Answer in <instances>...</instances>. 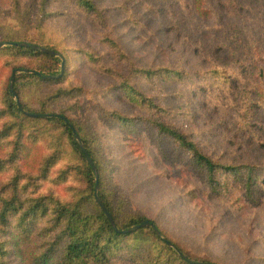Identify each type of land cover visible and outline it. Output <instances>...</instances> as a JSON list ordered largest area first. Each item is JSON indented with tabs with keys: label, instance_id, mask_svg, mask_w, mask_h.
<instances>
[{
	"label": "rangeland",
	"instance_id": "374dc122",
	"mask_svg": "<svg viewBox=\"0 0 264 264\" xmlns=\"http://www.w3.org/2000/svg\"><path fill=\"white\" fill-rule=\"evenodd\" d=\"M20 1L31 20L15 23L14 11L3 2L0 42L27 39L54 49L64 63L58 84L20 79L21 100L39 111L50 94L73 90L72 99L52 102L50 110L67 116L94 154L118 218L153 221L196 261L264 264V92L248 115L244 103L264 89V83L254 87L250 74L256 71V80L264 82V0H205L211 10L207 20L197 15L193 0H90L99 16L73 0ZM41 3L48 16L39 26L32 19L40 15L35 11ZM7 47L0 49V134L19 122L2 114L13 69L38 65ZM22 73L28 74L17 75ZM128 86L144 100L127 95ZM116 115L132 124L126 127ZM154 122L187 135L215 162L259 170L251 198L236 186L229 194L215 193L189 153L159 133ZM23 136L37 141L39 158L60 152V159L41 178L30 169L29 157L18 154L7 162L14 134L1 138L0 199L19 198L27 207L42 196L67 202L83 190L71 173L79 158L59 126L27 125ZM10 221L14 225L15 217ZM42 229L44 239L52 237L50 219L41 218L37 231ZM6 237L0 229V240ZM2 263L21 264L13 252ZM112 264L135 263L122 248Z\"/></svg>",
	"mask_w": 264,
	"mask_h": 264
},
{
	"label": "trees",
	"instance_id": "16d2710c",
	"mask_svg": "<svg viewBox=\"0 0 264 264\" xmlns=\"http://www.w3.org/2000/svg\"><path fill=\"white\" fill-rule=\"evenodd\" d=\"M73 1L88 14L99 16L98 10L90 0ZM3 2H5L6 6L9 5L11 10L14 11L13 20L15 23L24 24L27 20H31V18L28 17V8L27 11L24 12L20 0H0V5H2ZM204 4L205 0H193V7L197 15L201 19L207 20L211 18V10L207 9ZM29 10H31V8H29ZM35 12H39L40 15L37 18L33 17L32 20L40 26L44 16H48L44 13L43 3H41L40 7H38ZM11 42L35 44L58 53L54 49H49L27 39L19 41L9 39V41L5 43ZM6 49L16 55L27 57L38 63L35 69H13V71L16 69H25L38 73L16 74L17 76L14 78L12 91L15 94L14 98L17 97L19 101L16 100L15 102L13 100V95L10 92V81L6 85L5 96L3 97L5 109L2 111V114L13 116L14 119L19 120V122H12L0 134V139L8 138L14 134V140L11 142L13 150L9 153L7 162H13L18 154L23 158L24 156L25 158L29 157L30 169L33 171L36 170L38 172L37 176L40 175L41 178H45L49 167H52L56 164L57 160L60 159V152L44 159L40 157V159L36 150V145L34 144L37 141L35 139H33L34 141H24L27 138H24L23 134L27 125H57L60 127L62 134L66 136V139L71 146V150L79 158L80 163L75 165L71 170V173L72 175H76V180L82 181L84 186L83 190L77 192L76 195H72L71 200L67 202H61L52 197L42 196L34 199L26 207L24 200L19 198L13 200L0 199V201H2V207L0 208V229L7 235L4 241L0 240V264H3L2 262L4 258L8 256L9 252H13L18 257L21 264H112L117 251L122 248H125L129 253V256H132V261L135 264L208 263L196 261L187 256L177 244L160 231L153 221L141 216L124 217L123 220L118 218L119 213L115 211L116 209L109 199V195L102 188V183L99 180L100 164L94 154L84 140L81 141L86 154L82 152L81 148L75 141L69 126L70 124L74 128L72 121L62 112H52L50 110V103L60 99H72L74 97L73 90L61 89L50 94L46 98V103H43L39 111L29 110L24 101L21 100V94L19 92L20 79H30L44 83L56 82L58 84L63 78V70L56 71L57 66L61 65V59L30 48L11 46ZM43 61L47 63L44 64L42 63ZM250 74L251 77L254 78V87H258L264 83L256 80V71H253ZM124 90L127 92V95L130 94L132 99L141 98V100H144L140 94L135 93L131 86L124 87ZM258 90V93L252 92L251 97H246L247 99L244 101L246 107L245 115H248L254 107L258 106V102L261 101L262 97L258 94L264 92V89L263 87H259ZM145 103L149 106H153V103L150 101ZM18 104L22 110L28 113L62 116L69 122V124L59 117L38 118L27 116L22 110H20ZM116 116L117 119L126 124V127H129L132 124L131 119L120 117L119 115ZM153 124L156 129H158L159 133L167 135L183 151L189 153L194 166L197 170L204 173L207 185L211 189H214L215 193L220 194L221 192H224V194H229L232 191V188L236 186L243 191L248 198H251L253 187L256 186L260 180L257 173L259 170H256L249 165L233 166L215 162L209 156L201 153L187 135L161 124L160 122H154ZM11 130L14 131L11 133ZM74 130L76 131L75 128ZM76 133L78 134L77 131ZM29 137L37 138L34 136ZM3 143L4 142L0 140V156L5 153V148L1 145ZM87 157L90 158L97 174V188L95 187V171L88 163ZM41 163L42 166L40 167V171L35 169V166ZM3 166L4 165L0 163V168H3ZM95 194H97L98 198L106 208L115 227H113L110 221L106 218L104 212L96 201ZM12 216L15 217L14 225L11 224L10 221ZM44 217L47 218V220L50 219L53 225V229H49L52 233V237L48 239H44L46 238V231L43 229L42 233L37 231L38 223H40L41 218ZM145 221L153 223L160 232V235H157L151 227H144L131 232H126ZM51 238L52 242L48 243L47 241ZM149 241L156 245L149 244L151 245L149 246L150 249L149 247L147 248L145 245L148 244ZM8 245L9 250L6 248ZM142 249L147 251L145 256L140 252ZM178 252H180L185 258L181 257ZM188 260L193 261L194 263H189Z\"/></svg>",
	"mask_w": 264,
	"mask_h": 264
},
{
	"label": "water",
	"instance_id": "95a60500",
	"mask_svg": "<svg viewBox=\"0 0 264 264\" xmlns=\"http://www.w3.org/2000/svg\"><path fill=\"white\" fill-rule=\"evenodd\" d=\"M6 46H14V47H20V48H30V49H33V50H36V51H41L43 53H46V54H49V55H52V56H56V57H60V54L54 52V51H51V50H48L46 48H42L38 45H35V44H29V43H23V42H11V43H5V42H0V49L3 48V47H6ZM63 66H64V63H63V60L61 62V69L63 70ZM20 72H25V73H31V74H38L37 72H34V71H28V70H25V69H22V70H19V69H16L12 72V76H11V79H10V92L12 93L13 97H15V94L13 93L12 91V87H13V81H14V78L16 76L17 73H20ZM45 78V77H43ZM20 110H22V108L20 107V105L18 104ZM27 116H30V117H38V118H47V117H59L61 119H63L67 124H69V122L62 116H58V115H40V114H33V113H28V112H25L24 110H22ZM70 128H71V131L73 133V136L75 138V141L77 142L78 146L81 148L82 152L84 154H86L85 152V149L83 147V144L81 142V139L79 137V135L76 133V131L74 130V128L69 124ZM87 161L88 163L90 164V166L92 167V169L95 171V168L93 167V164L90 160L89 157H87ZM95 175H96V188H97V174H96V171H95ZM95 198H96V201L97 203L99 204L100 208L102 209V211L104 212L106 218L110 221L111 225L113 227H115V224L112 220V218L110 217V215L108 214V212L106 211V208L104 207V205L102 204V202L100 201V199L98 198L97 194H95ZM144 227H151L154 229V231L157 233V235H160V232L158 231V229L155 227V225L149 221H145L143 223H141L140 225H137L135 227H133L132 229L126 231V232H131V231H134V230H137L139 228H144ZM170 245V244H169ZM178 254L185 258L180 252H178ZM189 263H194L193 261H190L188 260ZM206 264H212V263H206Z\"/></svg>",
	"mask_w": 264,
	"mask_h": 264
}]
</instances>
